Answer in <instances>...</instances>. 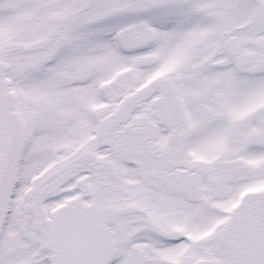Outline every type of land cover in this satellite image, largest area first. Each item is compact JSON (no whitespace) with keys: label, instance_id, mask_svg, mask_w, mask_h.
I'll return each instance as SVG.
<instances>
[{"label":"flooded vegetation","instance_id":"obj_1","mask_svg":"<svg viewBox=\"0 0 264 264\" xmlns=\"http://www.w3.org/2000/svg\"><path fill=\"white\" fill-rule=\"evenodd\" d=\"M99 2L10 0L17 45L8 49L28 75L50 79L38 86L56 115L53 126L34 120L40 106L20 109L17 88L26 149L0 264H51L63 205L99 210L107 264H264L249 259L264 250V19H255L264 0L250 1L248 20L252 4L222 6L224 26L207 40L218 74H197L206 71L197 57L192 67L124 71L108 84L75 66L85 64L81 25ZM32 152L49 153L47 164H34Z\"/></svg>","mask_w":264,"mask_h":264},{"label":"rangeland","instance_id":"obj_2","mask_svg":"<svg viewBox=\"0 0 264 264\" xmlns=\"http://www.w3.org/2000/svg\"><path fill=\"white\" fill-rule=\"evenodd\" d=\"M62 1L64 3L65 0H48V4L60 5ZM250 1L252 0H100V4L86 12L84 18L86 22L84 26L81 25L86 39L82 43L85 64L75 66L78 70L83 65L89 66L90 70L95 69V74L101 76L103 84H108L107 81L113 75L124 71L141 72L146 69L162 71L164 68L177 70L180 66L187 65L192 67L197 57L203 58L200 64L206 69V71L200 70L197 74L208 71L218 74L219 72L215 69L212 71L210 64L206 63L212 51V48H208L207 40L209 36L221 31L224 26L223 7L228 5L231 10L237 5L252 4L248 7L250 14L243 17L248 20L251 14H255V6ZM9 3L10 0L0 1V28L3 31H0V56L1 51L6 49L8 56L2 60L7 61L11 66L8 75L13 79L15 91L17 92L18 87L21 88L20 109L28 111L31 108L35 109L34 107L38 104L40 113L33 119L38 122V117H44L53 126L55 120L50 117L56 114L51 105L48 106L50 97L47 95L46 98L44 95L41 97L42 90H39L38 86L47 88L50 79L45 75H40L41 77L38 78L37 74L41 72L33 76L28 75L27 61L18 58L17 50L8 49L17 45L16 17H13L15 13L12 11L14 6ZM219 8L222 10H218ZM256 16L255 19H264V11L261 14L257 12ZM88 20L90 22H87ZM58 46L53 45L54 48ZM60 46L63 47V44ZM66 50L70 48L67 47ZM62 51L61 48L58 52ZM79 52L77 51L74 55L76 58H80ZM21 61L23 65L20 67L19 75L17 67L18 62ZM38 62H40L39 59ZM73 72L75 73V70ZM86 73L89 72L86 71ZM53 75L58 79L60 77L57 72ZM249 81L254 83L251 79ZM94 82H97V79H94ZM84 97L87 98L86 95ZM71 98L72 96L69 99ZM61 110L62 108L59 109L62 115ZM48 155L49 153L43 158L36 159L32 152L30 158L34 164L38 161L39 165L44 166L48 162ZM33 170L38 171L39 167L36 165ZM9 238L10 235L5 242L8 255L9 245H11Z\"/></svg>","mask_w":264,"mask_h":264},{"label":"water","instance_id":"obj_3","mask_svg":"<svg viewBox=\"0 0 264 264\" xmlns=\"http://www.w3.org/2000/svg\"><path fill=\"white\" fill-rule=\"evenodd\" d=\"M7 70L8 64L0 60V245L25 149L24 124L15 110L17 94ZM95 213L93 208L78 210L72 206L55 212L50 242L53 264H107L106 256L112 253L108 233Z\"/></svg>","mask_w":264,"mask_h":264},{"label":"bare ground","instance_id":"obj_4","mask_svg":"<svg viewBox=\"0 0 264 264\" xmlns=\"http://www.w3.org/2000/svg\"><path fill=\"white\" fill-rule=\"evenodd\" d=\"M250 254V253H249ZM249 259H253V256H251Z\"/></svg>","mask_w":264,"mask_h":264}]
</instances>
